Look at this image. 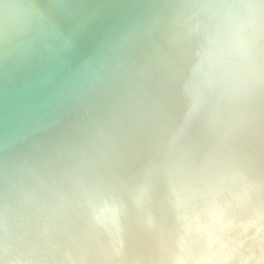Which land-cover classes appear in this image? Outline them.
Listing matches in <instances>:
<instances>
[{
  "label": "bare ground",
  "instance_id": "bare-ground-1",
  "mask_svg": "<svg viewBox=\"0 0 264 264\" xmlns=\"http://www.w3.org/2000/svg\"><path fill=\"white\" fill-rule=\"evenodd\" d=\"M16 2L0 50L32 33ZM146 24L2 170L0 264H264V0H173Z\"/></svg>",
  "mask_w": 264,
  "mask_h": 264
},
{
  "label": "water",
  "instance_id": "water-1",
  "mask_svg": "<svg viewBox=\"0 0 264 264\" xmlns=\"http://www.w3.org/2000/svg\"><path fill=\"white\" fill-rule=\"evenodd\" d=\"M52 2L17 0L16 18L30 7L35 10L32 33L19 48L13 44L0 50V174L13 157L24 152L26 147L20 151L24 145L57 127L66 112L78 108L82 97L123 65L118 62L129 53L130 45L125 46L129 34L138 33L140 26L165 12L173 0ZM68 10L75 15L69 16ZM60 13L55 45L45 40ZM47 21L54 22L49 25ZM13 168L5 172V180Z\"/></svg>",
  "mask_w": 264,
  "mask_h": 264
}]
</instances>
